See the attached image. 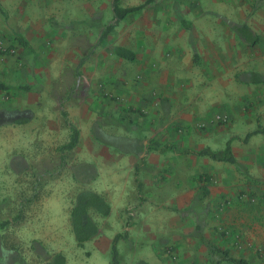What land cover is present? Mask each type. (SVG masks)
I'll use <instances>...</instances> for the list:
<instances>
[{
    "label": "crops",
    "instance_id": "1",
    "mask_svg": "<svg viewBox=\"0 0 264 264\" xmlns=\"http://www.w3.org/2000/svg\"><path fill=\"white\" fill-rule=\"evenodd\" d=\"M12 1L16 3L14 13L9 12L7 6ZM40 1L53 0H0V44L3 46V53L0 52V89H11L15 92L13 100L0 106V111L9 113L7 109L15 112L25 109L29 116L24 117L27 119L24 123L32 124L40 118L33 106L38 107V97L35 96L39 83L38 68L34 67L37 79L31 73L30 77L24 78L27 71H32V64L28 66L16 63L15 57L9 55L8 51L14 49L20 55L24 52L36 55L40 45H43L41 39L54 36L50 26H46V31L39 30L38 22L44 21L37 14L36 6ZM27 2L29 5L25 4ZM113 4L114 0H111L108 18H93L94 26L85 25L78 31H65L63 42L58 43L59 47L82 55L89 53L93 56L94 63L87 65L91 74L86 79L74 81L75 94L69 99L49 96L56 98L55 116L60 111L65 112L68 114V124L49 125L47 128L59 136L70 133L72 135L75 129L77 141L94 136L93 143L79 150V166L86 168L88 163L93 164L98 175L91 177L90 182L81 176L75 177L80 181H75L70 174L65 176L59 173L34 177L38 181L44 179L43 182L46 180L49 183L48 196L45 198L47 203L38 208L26 207L21 210L20 198L12 200L11 206L7 207V198H0V215L24 214L26 217L15 224L8 219L9 222L2 227V245L24 248L16 250L18 257L10 264H56L55 257L58 254L63 256V264H87L91 258L94 261L89 264H110L112 241L118 234L124 236L116 242L121 264H190L191 259L195 263L199 261V264H213L201 240L203 238L208 241L206 232L199 223H191L192 212L183 210L179 201L175 206L177 210L174 211V224H168V198L165 191L158 192L155 196L145 185L148 180L144 184V179L140 176L145 167L154 163L147 159L148 153L176 149L163 142L166 137L165 112L168 109L167 102H163L166 101L168 93L176 94L175 87L177 89L182 82L206 87L207 89H202L207 94L203 102H217L224 108L228 106L231 97L237 100L235 97L246 93L244 98L254 103L250 113H255L256 119L255 123H250L254 129L243 132L242 142L264 137V82L252 81L257 75L264 76V0H118V5L122 8L140 6L118 21L114 18ZM140 10L141 16L138 13ZM110 25L111 29L100 39ZM241 25L248 26L250 31L235 29ZM116 47L132 52L134 59L117 55L114 51ZM107 58L115 61V65L104 62ZM118 63L123 64L124 68H118ZM236 69L247 72L243 84L236 83ZM190 70L195 73L192 74ZM126 80L128 85L132 83L128 88L122 85ZM97 81L118 94L126 92L132 96L121 102L124 104L128 101L132 104L131 128L127 132L120 125H117V129L113 127L109 130L101 122L99 126H93L90 122L88 107L83 100L84 91L80 85L84 82L90 83L89 87H94V97L100 98V91L96 89ZM216 85L222 86V97H213ZM232 85L234 91L231 89ZM168 87L171 92H168ZM100 99L103 101V98ZM105 103L109 106L104 107L99 103L96 107L100 119L124 113L120 102ZM141 110L144 113H140ZM194 113L201 116L205 112L198 109ZM161 119L163 128L156 129L157 126L160 127ZM38 125L39 123L31 127ZM160 131H164L162 138ZM237 133L238 136L242 135ZM247 133L251 135L246 138ZM106 138L111 139V142L106 141ZM228 140L231 151L234 152L237 144L232 143V138L229 137L225 144ZM152 142H158L160 147H149ZM198 150L199 147L194 146L190 149L184 148L178 154L196 155L194 152ZM233 156L239 164L235 165L242 167L235 154ZM243 170L246 171L244 168ZM13 178L9 182H23V178ZM61 183H75L78 186L63 220L56 214L57 209L49 207L54 200L63 205L66 193ZM11 189L22 190L19 186ZM83 190L101 195L110 205V212L103 216L90 210V215L98 226V233L78 245L72 231L70 209L77 194ZM39 216L40 224L37 222ZM190 233L192 237L188 236ZM168 241L176 247L178 263H168L164 249ZM28 246L31 248L30 252L26 248ZM56 246L58 249L54 250ZM31 252L40 258L34 260Z\"/></svg>",
    "mask_w": 264,
    "mask_h": 264
},
{
    "label": "rangeland",
    "instance_id": "2",
    "mask_svg": "<svg viewBox=\"0 0 264 264\" xmlns=\"http://www.w3.org/2000/svg\"><path fill=\"white\" fill-rule=\"evenodd\" d=\"M25 4L29 5V2ZM15 5L16 3L13 1L8 3V11L14 13ZM110 5L111 0L40 1L36 6L37 14L44 18V21L38 22L39 30L46 31V26H50L54 36L41 39L43 45H40L41 48H38L36 55L25 52L20 55V52L14 49L8 51L9 55L15 57L16 63L28 66L32 64L30 66L32 71H27L24 78L30 77V73L33 78H36L34 67L38 68L39 83L38 89H35L38 107L33 106L36 109L35 113L40 114V118H37L33 124L29 122L20 125H4L3 123H13L15 119L28 117L29 112L25 109L19 112L7 109L9 113L0 111V198H7V207L11 206V201L17 200V198L21 200V210L26 207L38 208V206L46 205L47 199L45 198L48 196L47 185L49 183L45 182L46 180L43 182L44 179L39 181L34 179V177L38 178V175L59 173L68 176L70 174L75 181H80L75 177L81 176L87 182L91 181V177L98 175L93 164L88 163L86 168L79 166L81 165L79 150L93 143L94 136L84 137V141H77L72 148L63 149V146L67 144L66 141L71 138V133L59 136L54 134L52 129L47 128L49 125L68 124V114L65 112L60 111L57 117L55 116L54 100L56 98L49 96L69 99L75 94L74 81L78 80L79 82V79H86L91 74L87 65L94 63L93 56L89 53L82 55L74 51L68 52L59 47L58 43L59 41L63 42L62 37L65 31H78L85 25L94 26L95 23L92 22L94 17L98 20L108 18ZM155 11L157 12L158 8ZM138 13L141 16L142 11L140 10ZM1 47H3L2 44H0V52L3 53ZM104 62L115 65V61L108 58ZM102 65L104 66V64ZM116 65L120 69L124 68L123 64ZM190 71L192 74L195 73L193 70ZM246 73L243 69H236V83L243 84ZM90 83L84 82L80 86L84 91L83 100L88 107L89 120L93 126H99L101 122L109 130H112L113 127L117 129V125H120L121 129L123 128L127 132L131 128L132 104H129L128 101L124 104L121 102H124L125 98L127 100L132 98V96L130 97L126 92L118 94L105 87L101 81H97L96 89L100 91V98H103L101 101L100 98L94 97V87L90 88ZM122 85L128 88L132 83L128 85L126 80V82H122ZM200 86L202 85H187L182 82L177 89L175 87L176 94L168 93L167 97L162 96V98L166 97V101L163 103L167 102L168 108L165 112L166 137L163 142L176 147V149L148 153L147 159L154 163L149 162L148 167L140 172V176L143 177L144 184L148 180V184L145 185L150 192L155 193V196L158 192L165 191L168 198V224H174V211L177 210L175 206L180 201L179 204L183 206V210L192 212L191 223H199L202 226L211 244L226 250L234 258L247 260L248 264H264V137L251 139L246 143L242 142L243 132L254 129L250 126V123H255L256 119L255 113H250V108L254 107V103L244 98L246 93L235 97L238 98L237 100L231 97L226 108L217 102L204 103L203 99L207 98V94L202 92V89L207 88ZM233 87L232 85V91H234ZM213 91V97H222V86L216 85ZM168 92H171L169 87ZM14 96L15 92L11 89H0V106L12 101ZM104 100L120 102L124 113H119V116L116 117L100 119L96 107L99 103H102L104 107L109 106ZM198 109H202V112L205 113L201 116L194 115ZM140 113H144V111L141 110ZM38 123V127H31ZM162 126L163 119H161L160 127L157 126L156 129L163 128ZM162 132L164 131L159 133L162 134ZM237 132L242 135L238 136ZM162 136L163 134L161 138ZM228 137L232 138V143L237 144V148L232 153L238 158L242 167L208 157L178 154V151L194 146L199 147L198 151L202 149L221 151L224 149ZM105 140L111 142L109 138ZM17 176L23 178V182H16L17 184L9 182ZM252 177L263 180L255 181ZM83 179L81 181H84ZM60 185L64 186L66 193H62L66 196L63 205L60 204V201L54 200L50 202L49 207L57 209L58 213L56 214L63 220L78 186L75 183H61ZM17 186L22 190L11 189V187ZM203 192H206L204 198L197 200V197L201 196ZM1 204L0 199V206ZM25 218L24 214H1L0 222L10 219L15 224ZM40 219L41 216L37 220L39 224ZM2 231V226H0V235ZM188 236L192 237V234L190 233ZM169 242L164 248L168 263H178L179 255L176 247ZM26 248L29 249V252L31 251L29 246ZM23 249L19 246L7 247L0 243V264L12 263L18 257L16 250ZM56 249H58L57 246L54 250ZM31 256L34 260L40 258L34 252H31ZM93 261L94 259L91 258L86 263L89 264ZM198 262L190 260V264H199ZM219 264L233 263L223 261Z\"/></svg>",
    "mask_w": 264,
    "mask_h": 264
},
{
    "label": "trees",
    "instance_id": "3",
    "mask_svg": "<svg viewBox=\"0 0 264 264\" xmlns=\"http://www.w3.org/2000/svg\"><path fill=\"white\" fill-rule=\"evenodd\" d=\"M139 7L136 6V7L122 8L118 5V0H114V4H113L114 18L116 21H118L122 19L127 13L138 9ZM111 27L112 25L106 27L105 32L102 34L100 39L105 37L107 30L111 29ZM235 29L242 30L243 32L250 31L249 27L246 25H241L240 27L237 26ZM114 51L117 55L121 57L130 60L134 59V54L124 48L116 47ZM252 81L264 82V76L257 75L256 78L253 79ZM13 122L24 123L27 122V119L19 118V119H15ZM250 135L251 133H247L246 138L249 137ZM77 139H78L77 131L74 129L70 141L63 146V149L72 148L77 143ZM149 147L158 149L160 147V144L158 142H152L149 143ZM162 147L169 148V146H162ZM184 153H188V151H184ZM194 153L196 155L208 156L209 158L214 160L227 161L239 165L237 160L232 154L229 140L226 142L224 149L221 151L216 152L210 149H202ZM252 179L255 181H262V179L259 178L252 177ZM205 195L206 192H203L201 196L198 197V199H203ZM90 210H94L96 213L106 216L110 212V205L101 195H99L96 192L90 190L80 191L75 198V202L72 208L70 209V222L72 226V231L74 233V237L78 245H82L84 241L92 239L98 233V226L96 222L92 219L90 215ZM8 222H9L8 220L2 221L0 222V226L4 227ZM121 237L124 236L118 234L115 235L113 238L110 264H121L118 257V251L116 248V242ZM201 240L205 244L208 253L210 255L211 262L213 264H218L221 261H229L233 264H248L247 260L243 258H234L226 250H222L216 247L215 245L210 244L208 241H205L203 238H201ZM55 260H56V264L64 263V258L60 254L56 255Z\"/></svg>",
    "mask_w": 264,
    "mask_h": 264
}]
</instances>
